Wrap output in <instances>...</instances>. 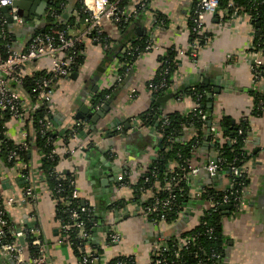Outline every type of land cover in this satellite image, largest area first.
<instances>
[{
	"label": "crops",
	"instance_id": "obj_1",
	"mask_svg": "<svg viewBox=\"0 0 264 264\" xmlns=\"http://www.w3.org/2000/svg\"><path fill=\"white\" fill-rule=\"evenodd\" d=\"M134 2L135 0H128L126 4L130 7ZM76 3L80 4V1L69 0L66 16ZM192 4L193 0H150L147 8L137 14L125 36L152 37L153 46L133 59L130 70L121 81L113 78L111 66L116 62L118 64L116 55H120L132 40L125 39L116 25L105 23V31L116 39L112 57L106 59L105 51L99 44L90 40L84 42L82 64L74 71L73 76L56 82L50 108L52 127L62 134L66 127L78 120L75 117L82 105L86 104L92 110L97 109L92 107L91 99L95 93L105 89H110L107 101L109 109L94 124L87 120L85 132L69 141L70 145H74L78 140L84 141L92 135L96 145L89 148L88 152L77 151L72 159L61 158L58 168L63 172L73 173L78 197L83 203L96 207L97 216H94L97 217V225L94 227L97 229L92 232L95 238L91 243L102 248L101 255L104 259L117 255H134L139 264H146L150 260L151 240L157 234L178 235L196 223L200 203L194 200L185 202L184 213L172 222L151 223L142 217L139 202L133 199L131 189L116 187L114 180L115 174L123 165H128L131 178L137 179L156 157V150L152 146L155 132L152 127H139L136 117L150 107L152 96L146 82L159 66V55L166 48L172 47L176 51L178 62L172 74L170 92L189 83L190 86L203 85L206 100L200 106L207 116L209 110L214 119L225 115L229 119L245 115L249 117V130L244 145L249 154L246 163L248 196L239 212L229 213L222 218L223 233L228 241L221 264H264V106L259 114L252 113V92L260 91L264 95V76L259 79L253 77L254 27L245 13L231 20L225 17L223 10L215 14L209 13L203 21V30L208 35L206 42L198 47L193 57L189 54L190 29L187 23ZM46 10L39 20L23 19L20 26L9 23V28L17 37L16 47L24 48L29 33L43 28ZM156 10L163 14L165 23L163 21L150 32V21ZM35 65L32 63L28 68L34 70ZM197 78H203L202 82L197 81ZM191 80L193 81L190 82ZM131 93L133 97H130ZM20 94L24 98L28 96L23 89ZM161 103L164 111L177 110L184 114L189 113L196 105L190 97L178 99L174 95ZM209 122V125L218 130V136L219 125H212L210 120ZM118 125H121V129H117ZM209 125L205 128L202 140L199 143L197 141L192 151L191 165H201L215 154L212 137L216 135L209 130ZM5 132L14 141L34 136L31 122L19 123L14 119L7 120ZM184 135H190V131H185ZM55 142L60 151V135ZM40 158L38 151L31 150L29 161L35 178L39 173ZM20 175L18 164L6 166L0 157V194L3 197L12 192H20L24 186ZM210 179L207 173L200 171L190 178L189 185L196 190L212 183ZM226 184L223 176L217 187L224 188ZM35 193L33 204L20 201L12 205L9 209L10 218L14 222L25 219L30 225L41 229L47 242L49 264H78L69 244L60 240L55 200L49 188L46 190L38 185ZM150 194L151 192H147L142 198L146 199ZM121 200L125 206L121 209L113 208L111 202ZM116 210L118 215L114 212ZM125 213L129 215L122 217ZM100 227L114 228L120 234V239L107 243V231Z\"/></svg>",
	"mask_w": 264,
	"mask_h": 264
},
{
	"label": "built area",
	"instance_id": "obj_2",
	"mask_svg": "<svg viewBox=\"0 0 264 264\" xmlns=\"http://www.w3.org/2000/svg\"><path fill=\"white\" fill-rule=\"evenodd\" d=\"M79 1L85 16L82 25L75 29L74 32L69 33L68 30H65L58 25L62 20V13L59 12V9L50 4L46 10L44 20H49L52 27L31 34L25 47L18 48L9 41L8 25L10 22L8 21V17L11 19V23L15 26L22 25L23 18L17 13V8L12 5V0H0V119L3 118L4 115H8L9 119L17 120L19 123L32 122L35 118L36 110L50 112L56 82L68 77L73 72L72 67L76 62L77 56H84V42L86 40L95 42L106 51L110 44L101 40L100 36L103 32L108 35L104 28L105 23H111L116 26L126 21L131 23L139 13L138 8L144 9L145 7L144 0H135L134 4L130 5V7L127 6V4L121 5V0ZM228 6L231 9L229 14H227V9H222L228 19L231 20L232 18L243 14L241 6L235 1L229 0ZM3 7H8L7 11L4 12L2 10ZM219 10H221L219 9V0H193L192 7L189 11V14L192 15V30L203 35V33H205L203 30L205 16L214 11L216 13ZM160 22L161 20L158 22L153 15L149 26L150 32L157 28ZM206 38L207 37H205V39ZM145 41L146 44L143 50L150 49L153 46L152 37L145 38ZM188 42L189 54L194 57L198 45L195 40ZM78 44L83 45V49L80 51L77 49ZM263 50L264 41L263 48H256L252 52L254 55V65L256 67L264 63V57L262 54ZM141 52L142 51H139L138 54ZM43 60L45 62H43ZM32 63L36 64L34 70L28 68ZM116 63L111 66L110 73L116 81H120L121 78L126 75V72L123 71L122 73H119L118 67L121 63ZM33 71H39L41 74L35 79L30 92H26L28 95L27 98H24L20 94L23 81L24 78L31 77ZM166 72L167 69L163 70V73ZM253 77L254 79H259L258 75H253ZM146 86L150 93L158 92L163 89L171 90V84H168L165 77L161 75L156 82H151L149 79ZM133 96V93H131L130 97ZM183 97L190 96L183 94L180 98ZM101 104L102 103H96L95 105H92V107L98 109ZM195 104L196 105L192 107L191 111H195L197 114L195 115L199 121H202L201 126H203L204 123H207L209 120L202 109H196L198 104L196 102ZM161 118V126L168 123L166 116L162 115ZM37 123L40 126L39 131L44 133L46 141L50 143L52 139L47 134V131L52 128L53 122L49 113H44L41 118L37 119ZM87 125L88 121L86 119H78L72 122L69 127H66L65 129H69L70 131V136H68L66 143L62 141L60 151L58 150V144L54 141V147L51 151L59 155V160L63 157L72 159L77 151L83 150L85 152V149H89L96 145V140L92 135L86 137L84 141L78 140L74 145L69 144L70 140L80 133L85 132ZM117 129H121V125H118ZM209 130L213 135L218 133V130L213 126H209ZM26 137L28 136L23 137V139L19 141H15L20 144V150L27 148ZM7 159L9 161L12 159L17 161L16 164H18V167L21 170V179L28 182L26 186H23L19 193L12 192L6 197H3V195L0 194V257L3 258V260L0 261V264H49L47 242L43 237L41 229L38 226L29 225L25 219H20L18 222H14L9 214L10 207L20 201L33 204L36 198L34 189L38 185H41L48 190V186L44 182V174L39 171L35 178L30 168V161L20 159L17 151L9 150L7 153ZM248 160L249 158L240 165H236L235 160L226 164L223 157L217 155L215 152L212 157H209L206 161L201 163V165L190 164L188 171L181 174H178L175 170L176 166L174 163H169L165 179L167 180V183H170V188L173 186V189H171V191L169 185L163 188V191L166 192L167 190L165 196L160 195L159 192L151 193L149 195V201L140 206L142 217L153 224L167 222V215L171 213L175 207V193L173 191L176 188H178L179 191L181 190L180 181L182 179L186 180L188 183V200H201L196 215L197 221L199 220L202 211L209 206L229 205L230 213L236 214L247 201L248 185L242 184L240 178L246 176V163ZM123 168L124 167L121 166L120 171L116 175V187H126L132 191L134 189L133 184L135 183V179L131 178L129 167V171ZM226 169H229V171L233 173V177L228 178L227 176H224L225 182L227 183L225 186H233V182H236L234 190L235 192H238L239 195L232 196L223 189L225 193H223L220 200L212 201V195L205 196L206 198L201 197L203 192L202 189L205 186L195 190L189 185L190 178L193 175L198 174L200 171L207 173L211 178L210 180L214 181L215 179L221 180ZM54 176L56 179L60 180L56 185V192L63 193L65 188L68 187V193H66V195L69 196L68 200H64L65 196L53 199L55 202L59 201L66 205L64 211L68 216L67 221L62 222L59 219L57 220L59 236L60 240L69 244L72 251H76L77 256L75 257L77 263L131 264L129 263L130 260L127 259H117L114 262H111L109 259H104L101 255L102 253L97 252L96 247L91 243V240L93 237L95 238V236L86 230L84 219L82 218L83 212L91 211L94 207H84L83 205L80 207H70L69 204L71 199H76L78 197V190L75 185L73 173L66 175L58 168L54 173ZM236 177H239V179L236 180ZM64 182H66V186L64 185ZM182 213H184L183 210L177 212L176 217L173 220ZM148 216H152V219L149 220ZM96 225V222H94L93 228H95L94 226ZM70 231L74 232L75 238L78 240L75 245L72 240H70ZM20 238H23V242L19 241ZM119 239L120 234L115 231L114 228L107 227L106 242H117ZM190 241L191 239L188 236L177 237L174 241L173 249V247L166 242L163 235L155 236L150 243L151 255L150 260L146 264H163L166 262V256L172 253L176 257H179V251L187 247ZM28 247H31L33 251H28ZM98 247L100 246L98 245ZM125 256L131 257L132 255ZM194 256L197 257L195 264H218L220 261V257L216 252H207L203 248L196 251ZM133 258L134 262L139 264L134 255Z\"/></svg>",
	"mask_w": 264,
	"mask_h": 264
},
{
	"label": "trees",
	"instance_id": "obj_3",
	"mask_svg": "<svg viewBox=\"0 0 264 264\" xmlns=\"http://www.w3.org/2000/svg\"><path fill=\"white\" fill-rule=\"evenodd\" d=\"M229 0H219V9H227V14L231 11L230 7L228 6ZM239 6L243 13L249 16L253 27H254V36H253V49L256 48H263V41H264V0H233ZM69 0H53L51 5L59 9V12L62 14V20L58 24L60 27H63L65 30H68L69 33H72L73 30L77 29L81 23H83V18L85 14L83 13L80 4H74L71 11L67 16H63V12L65 13L68 6ZM145 7L147 8L148 3L150 0H144ZM128 3V0H121V5ZM144 9L138 8V12L143 11ZM154 16L156 20L160 24L165 23V17L160 11H154ZM192 15L189 14L187 18L188 27L190 29L189 33V41L195 40L198 47L206 42L205 37H207V33H203L200 35L192 30L193 22L191 20ZM227 18V16H225ZM163 19V20H162ZM130 23L128 21L122 22L117 25L118 31L120 34H124L125 39L132 40L129 45H127L120 55H116L117 60L121 63L118 67V72L122 73L123 71L128 73L130 70V65L133 62V59L138 55L139 51H143L144 46L146 44L145 37H135L128 35L129 37L125 36V34L129 30ZM52 27L49 20L44 21L42 29H35L34 31L30 32L28 38L31 34L38 32L40 30H47ZM9 41L13 45H17V37L15 32L9 28ZM101 40L110 44L105 51V58L112 57L113 48L116 39L111 38L105 32L100 34ZM205 36V37H204ZM27 38V40H28ZM26 40V42H27ZM113 44V45H112ZM197 47V48H198ZM77 49L80 51L83 49L82 44L77 45ZM1 51V50H0ZM264 55V50L262 51ZM83 56L78 55L76 58V62L72 67V71H76L78 67L83 62ZM264 61V60H263ZM177 57L176 51L172 47H168L165 49L164 53L159 55V66L155 72V74L150 79L151 82H156L158 78L164 76L167 80L168 84H172V74L174 70L177 68ZM253 75H258L259 78L264 76V63L256 67L253 66ZM166 73H163V70H166ZM41 72L33 71V75L28 78H24L22 89L25 92H30L31 87L34 85L35 79L40 75ZM125 76V75H124ZM124 76L122 78H124ZM121 78V80H122ZM120 80V81H121ZM147 84V82H146ZM190 84V83H189ZM186 85L185 87L172 90L174 92V98H180L183 94L190 96L192 100H194L198 105L196 109H202L200 104H204L206 100V94L203 89V85L199 84H192ZM171 90L163 89L159 90L158 92H152V100L150 107L137 115V125L139 127H148L153 128L155 132V141L152 143V146L156 150V157L151 161L150 165L146 167V170L139 174L137 179H135V183L133 184L134 189L133 192V199L139 202V207L144 205V203L148 202L150 197L146 199L142 198L147 192L157 193L159 192L160 195L165 196L167 193L163 191V188L167 187L170 183H167L165 179V175L167 174L168 164L174 163L176 166L175 170L178 174L186 173L188 171V167L190 165V158L192 157V151L198 141V143L202 140L203 135L205 133V128H207V124L204 123L201 126L202 121H199L197 118V114L195 111H190L187 114L181 113L177 110L172 111H164L162 103L157 101V97L170 92ZM110 89H105L99 93H95L91 100L93 105L96 103H105L109 100ZM252 100H253V108L252 113L254 115L259 114L264 106V95L259 92H252ZM203 110V109H202ZM204 111V110H203ZM207 112V111H206ZM44 113H49L48 111L36 110L35 111V118L32 120V126L34 129V136L26 137L27 148L20 150V144L15 142L11 138L6 135L5 132V122L9 119L8 115H4L3 118L0 119V157L3 163L6 166H11L16 164V160H8L7 153L9 150H14L19 153L20 159L25 161H29V157L31 155V150H36L40 153V165L39 171L43 172L45 177V184L50 189L51 196L55 199L60 196H65L64 200H68L69 196L66 195L68 193V187L65 188L63 193L56 192V185L60 180L56 179L54 173L56 172L57 164L59 161V155L55 152H52V148L54 147V141L58 135L61 136L62 141L64 143L67 142L68 136H70L69 129H64L62 134L58 133V130L55 127H52L50 130L47 131V134L51 137L52 141L49 143L46 141L44 133L39 131L40 126L37 123V119L41 118ZM196 114V115H195ZM207 118L212 122V125H219V135L216 137H212V146L217 155L223 157L225 163L232 162L235 160L236 165H240L245 162L246 159L249 158V154L246 153L244 148L246 135L249 130V117L248 115L241 116L238 119H229L228 116H223L218 119H214L212 114L207 112ZM164 115L168 119V123L161 126V116ZM89 121V119L86 118ZM215 123V124H214ZM211 126V125H209ZM190 131V135H184L185 131ZM90 131V130H88ZM83 133V132H82ZM46 134V133H45ZM81 134V133H80ZM88 152L89 149H85ZM123 169L129 171L128 165H123ZM63 172V171H62ZM66 175H70V172H63ZM223 176H227L228 178L233 177V173L226 169L224 171ZM239 177H236L238 180ZM241 183L246 185L248 183L247 175L243 178H240ZM239 180V181H240ZM220 184V180L215 179L214 181L209 182V186L206 185L202 189L201 197L204 198L205 196L212 195L213 200H220L223 193L227 192L230 193L232 196L239 195L238 192H235V184L233 182V186L218 188L217 183ZM219 181V182H218ZM28 181H24V186H26ZM63 183V182H62ZM66 186V182H64ZM181 190L179 191L176 188L173 192L175 193V207L171 213H169L166 217V221L170 222L176 217L177 212L183 210L185 202L188 201V183L186 180L182 179L180 181ZM169 189H173V186L169 185ZM225 189V192L223 191ZM35 190V189H34ZM169 191V190H168ZM172 191V190H171ZM165 192V193H164ZM206 198V197H205ZM118 202V203H117ZM70 207H91L93 206V210L83 212L82 218L84 219L85 228L88 232L92 234L93 232V223L96 222L97 217L94 216L96 212V207L92 204L83 203L79 197L76 199H71ZM113 208H122L124 202L116 201L111 202ZM110 205V206H111ZM66 205L61 202H55V214L56 219L61 220L62 222H66L68 219L67 213L64 211ZM230 210V209H229ZM230 213H224L223 209L220 206H209L208 208L202 211V214L199 216V220L190 228L181 231L178 235H171V236H164L166 242L173 247L174 249V241L177 237H184L188 236L191 241L187 247L181 249L179 251V257H176L173 253L166 256V262L163 264H195L197 261V257L194 256L196 251H199L200 248L205 249V251H213L216 252L219 257L220 261L218 264H221L225 252H226V245L228 238L223 233L222 229V218L227 216ZM81 217V216H80ZM148 219L151 220L152 216H148ZM161 235V234H157ZM156 235V236H157ZM70 240L74 243V245L78 242L75 238L74 232L69 233ZM96 247L98 253H102V248L98 247L97 245H93ZM28 251H33L31 247H28ZM73 254L76 255V251H73ZM117 259H127L130 260L129 263L136 264L134 262L133 255L131 257L125 255H117L115 257L110 258L111 262H114ZM3 258L0 257V261Z\"/></svg>",
	"mask_w": 264,
	"mask_h": 264
},
{
	"label": "water",
	"instance_id": "obj_4",
	"mask_svg": "<svg viewBox=\"0 0 264 264\" xmlns=\"http://www.w3.org/2000/svg\"><path fill=\"white\" fill-rule=\"evenodd\" d=\"M53 0H12V5L17 8V13L24 19L27 20L28 18L39 20L44 13V11L48 8V6L52 3ZM36 6V7H35ZM8 7H3L2 10L5 12L7 11ZM215 14V11L213 12ZM63 16H66V13H63ZM8 21L11 23V19L8 17ZM75 72H72L69 76H73ZM203 78H197V81L202 82ZM191 80L190 82H192ZM174 95V92H168L165 93L159 97H157V101L163 102L167 99L171 98ZM109 109V105L107 102L102 103L100 107L96 110H92L88 105L84 104L80 108V111L78 115H76V119H83L84 117L88 118L93 124L98 120L99 117H102L104 115V112ZM207 124L209 125L210 122L207 121ZM118 172V171H117ZM116 175L114 176V180L116 181ZM197 203H201V200H196ZM221 209H223L224 213H228L229 211V205H222L220 206ZM117 213V210L114 211ZM115 213V214H116ZM95 216H97V213H94ZM118 215V213L116 214ZM129 213H125L122 215V217L128 216ZM30 225V223L28 222ZM97 228H93V230H96ZM101 230H106L107 227H100ZM20 242H23V238L19 239Z\"/></svg>",
	"mask_w": 264,
	"mask_h": 264
}]
</instances>
